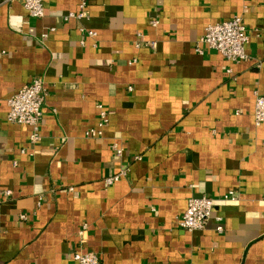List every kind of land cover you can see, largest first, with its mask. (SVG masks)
I'll return each instance as SVG.
<instances>
[{
  "label": "crops",
  "instance_id": "crops-1",
  "mask_svg": "<svg viewBox=\"0 0 264 264\" xmlns=\"http://www.w3.org/2000/svg\"><path fill=\"white\" fill-rule=\"evenodd\" d=\"M81 1L87 16L64 19ZM43 5L37 18L19 0L0 4V264H76L74 251L102 264H264V123H253L264 0ZM234 15L249 35L238 62L198 42L206 25ZM35 77L45 97L33 144L6 114ZM230 190L235 198H224ZM202 193L214 199L212 217L181 228L188 198Z\"/></svg>",
  "mask_w": 264,
  "mask_h": 264
},
{
  "label": "built area",
  "instance_id": "built-area-1",
  "mask_svg": "<svg viewBox=\"0 0 264 264\" xmlns=\"http://www.w3.org/2000/svg\"><path fill=\"white\" fill-rule=\"evenodd\" d=\"M14 0H0V4H8ZM21 1L28 14L33 17H42L44 15L43 0H19ZM87 9L85 1H81L79 4V10L77 12H69L63 15L64 19L69 17L80 18L87 16ZM156 21H153V23ZM53 30V29H51ZM80 31L86 33L88 36H95L94 30H87L83 27ZM46 35V32L43 33ZM249 35L247 34L245 24L240 15H234L231 18L210 23L205 26L202 35L199 37L198 42L206 45L218 51L226 59L238 62L247 59L245 52V44L247 43ZM83 40H81V44ZM145 45L154 46L155 42L145 43ZM201 53V50L197 48ZM230 72V69H228ZM45 97V89L42 80L39 77L33 78L29 83L20 87L15 91L7 100L8 111L6 119L11 123H17L30 129L29 140L31 143H36L40 139L39 126L42 117V105ZM99 108V126L100 128L107 122V112ZM253 123L258 126L264 123V93L255 95L254 110H253ZM96 132L101 133V130H89L86 134H92ZM112 149L116 156L123 154L122 147L117 143L112 144ZM139 159L138 156H135ZM126 174L125 170H121L119 173L106 176L104 182L106 185H110L117 181L121 176ZM72 189V187H69ZM6 194L10 193V190H5ZM235 198L232 190L228 191L224 195V198ZM264 200V193H263ZM214 207V199L204 193L199 195L190 196L187 200V206L181 216L178 218V224L181 228L192 231L205 227L207 221L212 217ZM20 219H25V214H19ZM220 220V217L216 218ZM217 231H222V225L216 226ZM86 231V224L83 223L77 234L83 241V235ZM85 239V238H84ZM85 241V240H84ZM73 260L76 264H102L99 256L92 251H74L72 254Z\"/></svg>",
  "mask_w": 264,
  "mask_h": 264
}]
</instances>
